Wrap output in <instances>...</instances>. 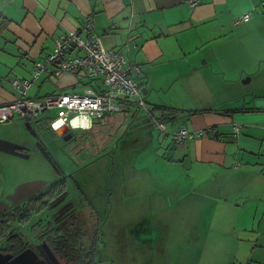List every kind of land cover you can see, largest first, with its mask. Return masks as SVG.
Returning <instances> with one entry per match:
<instances>
[{
    "label": "crops",
    "instance_id": "0c3cea01",
    "mask_svg": "<svg viewBox=\"0 0 264 264\" xmlns=\"http://www.w3.org/2000/svg\"><path fill=\"white\" fill-rule=\"evenodd\" d=\"M263 2L200 0L192 7L188 0H0V17L9 20L0 26V79L8 69L17 71L11 67L13 57H29L31 66L19 71L32 75L35 63L46 60L61 35L82 30L93 16L104 47L140 66L141 71L131 69V75L148 89L145 101L153 123L164 121L170 129L161 145L173 150L172 142L180 143L175 148L182 150L181 161H193L197 179L190 184L191 193L226 205V221H233L226 229V246H236L228 264H264ZM246 13L250 18L236 23ZM49 68L32 82L27 97L103 87L100 79L83 71L57 75L55 65ZM4 82L0 104L15 102L22 92L12 80ZM34 83L39 86L30 96ZM129 106L124 102L121 111ZM17 115L6 122L12 124ZM38 119L19 120L4 137L21 143L24 133L18 130L36 134ZM29 121L37 122L32 126ZM184 125L196 134L178 142L171 133ZM236 125L241 132L234 135ZM210 127L213 130L198 134ZM71 130L76 129L66 133Z\"/></svg>",
    "mask_w": 264,
    "mask_h": 264
},
{
    "label": "rangeland",
    "instance_id": "374dc122",
    "mask_svg": "<svg viewBox=\"0 0 264 264\" xmlns=\"http://www.w3.org/2000/svg\"><path fill=\"white\" fill-rule=\"evenodd\" d=\"M10 62L19 73L8 69L0 87L15 74L33 79L19 71L31 66L29 57ZM38 86L34 83L30 96ZM58 114V107L41 111L36 134L18 130L24 133L20 144L29 157L0 151V212L62 177L67 191L56 202L66 196L71 204L64 202L68 206L59 211L62 205L51 203L25 222L13 221L18 235L1 243V252L16 253L23 242L37 248L45 239L51 244V238L62 237L67 247L86 257L95 251L96 264H228L235 257L236 246H226V229L233 223L226 221V205L191 193L190 184L197 179L193 161H181L182 150L175 148L180 143L173 141V150L161 145L170 129L155 125L147 107L130 102L123 111L108 112L91 129H76L68 139L52 124ZM21 119L28 120L18 114L12 124L0 122V138L16 142L4 136H10V125ZM29 122L34 126L37 121ZM45 232L49 238L43 237ZM39 249L54 264L46 250Z\"/></svg>",
    "mask_w": 264,
    "mask_h": 264
},
{
    "label": "built area",
    "instance_id": "2783aa9c",
    "mask_svg": "<svg viewBox=\"0 0 264 264\" xmlns=\"http://www.w3.org/2000/svg\"><path fill=\"white\" fill-rule=\"evenodd\" d=\"M199 1L188 0V3L194 7ZM249 18L250 14L246 13L236 23ZM94 29L95 22L90 15L82 30L61 35L46 60L35 63L33 79L13 78L12 82L22 92V96L15 102L0 104V122L10 120L16 113L32 120L41 111L58 107L59 114L53 119L52 124L57 131L64 134L73 128H91L96 120L105 118L108 112L121 111L124 102H134L139 107H147L142 84L131 75V69L140 72V66L129 61L125 54L105 48L101 37ZM73 50H78L79 54L71 56ZM50 64L56 66L57 75L66 70L83 71L86 76L100 79L103 87L100 91L87 89L84 92H63L41 99L27 97V90L32 82L44 71H49ZM156 125L162 130L167 129L164 121L156 119ZM63 127L67 128L62 132ZM208 130L213 128L202 129L198 134L202 135ZM240 132L241 126L236 125L234 135ZM195 134L196 132L184 125L173 135L176 141L184 142L193 138Z\"/></svg>",
    "mask_w": 264,
    "mask_h": 264
},
{
    "label": "trees",
    "instance_id": "16d2710c",
    "mask_svg": "<svg viewBox=\"0 0 264 264\" xmlns=\"http://www.w3.org/2000/svg\"><path fill=\"white\" fill-rule=\"evenodd\" d=\"M8 23L9 20L6 17H0V26L4 27V25ZM70 132H72L74 135V131L71 130ZM65 181L66 178L62 177L58 181L52 183L50 186L37 192L35 195L25 198L19 203L14 204L13 206L0 212V244L3 242H10L17 237L18 234L14 229H12L13 221H17L19 223L25 222L32 216V214L40 211L42 208H45L46 205L48 206L51 204L56 198H58L59 195L65 193L67 191ZM44 236L49 238L46 236V232L43 234V237ZM45 240H47V243L58 256V258L66 264H96V257L94 258V255L96 254L95 251L88 253L86 257L84 252H77V249L69 246L67 247V238L61 237L57 240L51 238V244L48 239ZM21 244V248H19L16 253H19L25 248L30 247L24 242ZM10 246L14 245L10 244ZM2 249L3 247H0V250ZM69 249H72L73 252ZM72 253H74L73 256L69 257V255ZM65 258L68 260L67 262L64 261Z\"/></svg>",
    "mask_w": 264,
    "mask_h": 264
},
{
    "label": "water",
    "instance_id": "95a60500",
    "mask_svg": "<svg viewBox=\"0 0 264 264\" xmlns=\"http://www.w3.org/2000/svg\"><path fill=\"white\" fill-rule=\"evenodd\" d=\"M143 92L147 93L148 89L143 88ZM73 136L72 132H69L65 135V138L68 139ZM0 150L23 156L29 157V153H27L26 148L20 144L7 139L0 138ZM45 248L47 252L54 262V264H61L56 254L52 251L49 245L44 242ZM0 264H51L50 261L46 258L40 257V254L32 247H27L23 251L14 255L13 253H4L0 251Z\"/></svg>",
    "mask_w": 264,
    "mask_h": 264
},
{
    "label": "flooded vegetation",
    "instance_id": "af4514ba",
    "mask_svg": "<svg viewBox=\"0 0 264 264\" xmlns=\"http://www.w3.org/2000/svg\"><path fill=\"white\" fill-rule=\"evenodd\" d=\"M66 134H68V133H65V135ZM64 135V136H65ZM66 193V192H65ZM65 193H63L64 195H65ZM62 195V194H61ZM61 195H59L58 196V198L61 196ZM58 198H56V199H58ZM56 199L52 202V204H51V207H53V206H59V205H62L61 207H59L58 208V210L59 211H61V210H64V206L65 207H67L68 205H66V203H68V204H71V202H70V199H68V201H66V196L65 197H63V199L62 200H59L58 202H56ZM56 202V203H55ZM64 202H66L64 205H63V203ZM66 209V208H65ZM58 213V212H57ZM65 226V225H64ZM44 242H46V241H44ZM44 242L42 241L41 243H39L37 246V248H36V246L34 247V249L40 254V257H42V258H45V255H44V253L45 252H42L41 251V249H39L40 247H43V249H45L46 250V252H47V249L45 248V245H44ZM47 243V242H46ZM48 244V243H47ZM49 245V244H48ZM31 247V246H30ZM50 247V246H49ZM51 248V247H50ZM52 249V248H51ZM53 251V250H52ZM54 252V251H53ZM8 253H12V252H8ZM48 253V252H47ZM55 253V252H54ZM14 254V253H13ZM16 254H18V253H16ZM16 254H14V255H16ZM57 256V255H56ZM58 257V256H57Z\"/></svg>",
    "mask_w": 264,
    "mask_h": 264
},
{
    "label": "bare ground",
    "instance_id": "6f19581e",
    "mask_svg": "<svg viewBox=\"0 0 264 264\" xmlns=\"http://www.w3.org/2000/svg\"><path fill=\"white\" fill-rule=\"evenodd\" d=\"M58 126H60V125L58 124ZM66 128H67V127H63V128L61 129V131H62V132L65 131Z\"/></svg>",
    "mask_w": 264,
    "mask_h": 264
}]
</instances>
